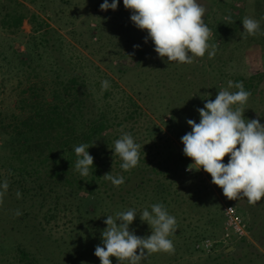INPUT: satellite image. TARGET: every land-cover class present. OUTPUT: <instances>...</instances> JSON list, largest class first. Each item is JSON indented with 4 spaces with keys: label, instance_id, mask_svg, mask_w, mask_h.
Wrapping results in <instances>:
<instances>
[{
    "label": "trees",
    "instance_id": "trees-1",
    "mask_svg": "<svg viewBox=\"0 0 264 264\" xmlns=\"http://www.w3.org/2000/svg\"><path fill=\"white\" fill-rule=\"evenodd\" d=\"M28 1L35 4V0ZM197 2L206 9L205 19L212 13V6L209 0ZM251 6L252 15L260 24V30L256 35L247 36L243 32L241 22L229 11L215 18L214 23H206L212 33L211 42L217 44L219 41L221 48L226 47L231 39L253 48L263 45L264 0H253ZM38 8L42 17L19 0H0L1 27L16 32L23 20H27L32 32L24 43L25 50H17L12 54L28 79L26 83L19 81L15 87L16 98L11 112H0V167L10 175L6 193L10 200L14 201L11 212L19 210L22 213L17 216L20 222L35 219L37 213L34 215L31 213L34 209L42 213L46 222L61 214L67 217L70 224L68 232L70 239L88 230V235L92 232L95 240L100 238L96 237L99 225L95 223V219L104 206L108 212L103 214L102 231L107 227L104 223L107 215L132 209L134 204L132 199L138 196L141 201L148 199L150 207L157 203L163 204L167 212L175 216V210L171 206L181 200L183 189L180 183L188 179L185 169L190 163L189 158L166 139L167 146H161L162 149L166 147L168 149L163 164L145 163L143 156L146 151L140 150L139 164L130 171L122 170L120 167L122 160L113 153L115 140L123 133H131L138 144L141 138L138 137L139 131H135L133 126L120 130H117V126L123 121L134 123L138 117L144 115L141 106L133 96L126 93L117 106V101H113L115 94L105 89L102 96L106 101L97 104L92 91L85 88L84 73L77 71L69 60L64 59L63 53L57 56L53 54L56 53V45L60 48L62 44L58 36L56 38L58 44L52 40L56 36V30L51 28L48 22L51 18L49 12L41 4ZM228 16L232 22L225 19ZM119 27L118 43L121 52L117 54L123 53L122 50L136 49L139 56L153 53L157 57L159 79L168 89L171 102L167 127L172 130H176L177 127H190L187 120L195 121L196 114L193 108L196 96L192 93V73L187 71L183 64L169 62L166 58L159 57L151 39L148 38L145 42L148 33L137 28L133 22L129 25L120 23ZM99 29L98 26L97 30ZM101 35L97 33V41L102 39ZM32 78L35 82H31ZM263 80L264 70L248 78L236 76L232 81H242L245 90L251 92L248 100L252 101L258 96L256 89ZM213 89L217 93L220 89L216 82ZM212 93L208 92L207 97L212 96ZM202 97L201 94L200 98ZM204 104L200 108L204 107ZM255 111H258L257 108ZM152 134L151 130L150 135ZM83 143L94 144L88 149L89 154L94 157V164L87 177H82L75 168L78 157L74 147ZM161 147L154 143L149 146V150L160 154ZM107 173L113 177L123 176L124 184L114 186L103 177ZM205 178L211 181V176L206 173L205 177L199 178L197 183L189 186L191 190L189 196L193 200L196 199L200 209L205 208L210 204L209 200L212 201L215 197L213 187L223 195L221 188L212 181L209 186ZM17 191L21 193L20 198H17ZM223 197L226 198L224 195ZM242 199L244 205L241 211L247 215L245 220L249 237L240 238L233 246H227L210 264H236L244 258L247 264L264 261V254L257 250V247L264 250V199L256 205H250L244 197ZM208 207H212V204ZM220 208V204L216 203L209 209L215 217H210L207 223L222 221V216H219ZM28 227L32 236L38 234L36 223L31 222ZM176 227L178 231L173 234L181 232L178 225ZM89 238L86 236L81 241L79 239L77 246L69 250L70 253L74 256L77 253L79 257L86 256L85 252L94 241L92 237ZM0 246H3V243L0 242ZM71 247L68 245L65 248ZM86 254L93 255L89 251ZM16 257L17 260L10 264H37L40 261L29 247L24 246L18 249Z\"/></svg>",
    "mask_w": 264,
    "mask_h": 264
},
{
    "label": "rangeland",
    "instance_id": "rangeland-1",
    "mask_svg": "<svg viewBox=\"0 0 264 264\" xmlns=\"http://www.w3.org/2000/svg\"><path fill=\"white\" fill-rule=\"evenodd\" d=\"M19 1L30 10L35 11L40 17L43 16L38 8L40 4L49 12L51 18L48 22L51 28L56 30V36L52 40L58 44L56 41L58 36L62 44L60 48H57L56 45V53L53 54L57 56L59 53H63L62 57L64 59L69 60L73 67L77 68V71L84 73L86 78L85 88L92 91V96L97 99V104L106 101L102 96L104 90L102 82L105 80L109 82V87L105 90L115 94L113 101H117V106L124 93L136 99L144 115L138 117L134 123L123 121L120 126H117V130L133 126L135 131H139L138 137L141 138L139 142V145H141L140 150L146 151L145 156H143L145 163L149 165L159 162L164 163L168 149L167 147L162 149L161 146H167L166 139L169 140L170 144L172 143V145L183 151L184 146L181 142V136L188 133L191 127H177L176 130L167 127L171 102L169 101L168 89L159 79L157 57L153 53L139 56L136 49V51L122 50L123 53L117 54L121 52L118 43L119 25L120 23L132 24L130 17L133 13L124 7L123 0H119L116 10L109 9L107 11L100 9V5L104 0H35V4L30 3L28 0ZM108 2L111 3L112 0H108ZM252 2L253 0H209L212 13L205 17L204 21L207 24H212L219 15L221 16L222 13L230 11L242 24V20L246 16L254 18L251 9ZM98 26L99 31L97 30ZM98 32L102 34L100 41H97ZM31 34V25L27 20H23L16 32L3 29L0 24L1 113L11 112L16 98L15 87L19 81L26 83L28 79L17 61H15L16 58L12 57V54L17 50H25L24 43L30 38ZM211 41L212 36L209 40L210 45L213 44ZM216 45L217 51L214 58L210 59L206 53L202 58H194L191 64H183L186 70L193 75L192 93L196 96V103L193 108L196 110L195 121L197 123L200 121L197 109L206 103V99L214 100L218 94L213 89L215 82L217 87H220V91L227 89L228 81H232L236 76L248 78L250 75L264 70V44L253 48L231 39L224 48L219 47V41ZM31 82H35V79L32 78ZM228 90L234 92L235 88ZM210 91L213 92V95L207 97V93H210ZM256 92L258 96L252 101L248 100L244 105V117L249 120L258 119L264 125V80L256 89ZM201 94L202 98H200ZM255 108L258 111H255ZM151 130L153 131L152 135H150ZM154 143L161 147L160 154H155L152 149L149 150V146ZM228 159L229 157H225L224 163H227ZM189 160L190 165L193 161L190 158ZM187 168L188 166H186L185 171L188 173V179L180 183L183 189L181 200L171 206L175 210L176 226L178 225L181 229L179 234H172L169 237L174 244L175 252L174 254L153 253L142 260L141 264H210L227 246H216L209 253L195 249V243L198 240L202 238L215 239L221 234L222 221L219 223V220H216V222L207 223L210 217H215L209 209L219 203L221 210L223 205L231 203L238 208L244 219H247L246 213L241 211L244 199L242 197L237 200L226 199L215 187L212 189L215 197L212 201L209 200L210 204L200 209V204L196 199L193 200L189 196V193H191L189 186H192L195 182L197 183L199 178L205 177L206 172L203 169L188 171ZM9 176L7 171L0 167V182L1 180H10ZM205 182L210 186L211 181L209 178H205ZM139 199L140 196L132 199L135 204H133L132 209L136 210L137 216L129 226V230L144 238L151 235V228L147 222L140 219V214L145 209L151 211V207L148 199L143 201ZM211 204L212 207H208ZM13 205L14 201L10 200L9 195L5 193L3 204L0 205V242L3 243V246H0V264H10V262L16 261V254L22 246L29 247L36 254V257L40 260L37 264H101L94 252L97 245L103 246L101 229L103 227V214L108 212L107 207H102L100 215H97L95 219V223L99 225L97 228L99 233L96 234V237L100 236L95 240V235L92 232H89L91 235H88V230L82 235H75L70 239L68 236L70 224L67 222V217L61 214L46 222L42 213L34 209L31 213L33 215L37 213L35 219L20 222L17 220L16 211L11 212ZM31 222L37 224L38 234L36 236L29 233L28 224ZM176 231L178 230L176 229ZM86 236L88 238L91 236L94 239L88 250L93 255L89 256L90 254H86L87 251L85 252L86 256L79 257L77 253L73 252L75 257L69 250H73V247L79 243V239L81 241ZM68 245L72 247L66 249L65 247ZM233 245L234 242L228 246ZM257 250L260 254H264V250L260 247H257ZM111 260L112 264H118L115 257H111ZM245 260L244 258L236 264H247ZM258 264H264V261Z\"/></svg>",
    "mask_w": 264,
    "mask_h": 264
},
{
    "label": "clouds",
    "instance_id": "clouds-1",
    "mask_svg": "<svg viewBox=\"0 0 264 264\" xmlns=\"http://www.w3.org/2000/svg\"><path fill=\"white\" fill-rule=\"evenodd\" d=\"M118 4L119 0H104L100 9L116 10ZM123 5L133 13L130 19L135 26L148 33L145 42L151 39L159 57L180 64H191L194 58H202L206 53L210 59L215 57L217 45L209 44L212 33L204 21L206 9L197 0H123ZM225 19L232 22L230 16ZM242 24L247 36L260 30L259 21L254 18L246 16ZM102 87L107 89L109 82L103 81ZM231 88L237 91H229ZM250 96L242 81H228L227 89L218 91L214 100L206 99L204 107L197 109L199 123L187 120L191 132L182 136L181 142L184 155L193 161L188 171L203 169L226 198L244 197L250 205H256L264 199V125L258 119L244 117V105ZM93 145L83 143L74 147L78 157L75 168L82 177L89 176L93 167L94 157L88 151ZM140 148L131 133H123L115 140L113 153L122 160V170L130 171L139 164ZM225 157H229L227 163ZM103 177L117 187L125 182L123 176L113 177L110 173ZM8 187L7 180L0 184V205ZM16 195L21 197L19 191ZM15 214L22 215L19 210ZM136 216L135 209L107 215L103 246L97 245L94 252L101 264H112L111 257L118 264H141L153 253L174 254L169 237L176 231L177 222L165 206L153 204L151 211L145 209L140 214V219L151 228L147 237L129 230Z\"/></svg>",
    "mask_w": 264,
    "mask_h": 264
},
{
    "label": "built area",
    "instance_id": "built-area-1",
    "mask_svg": "<svg viewBox=\"0 0 264 264\" xmlns=\"http://www.w3.org/2000/svg\"><path fill=\"white\" fill-rule=\"evenodd\" d=\"M222 226L218 238H202L195 243V249L200 252L209 253L214 247L228 246L240 238L248 236L247 222L237 208L227 203L221 209Z\"/></svg>",
    "mask_w": 264,
    "mask_h": 264
}]
</instances>
